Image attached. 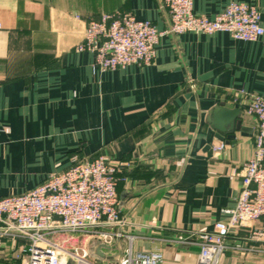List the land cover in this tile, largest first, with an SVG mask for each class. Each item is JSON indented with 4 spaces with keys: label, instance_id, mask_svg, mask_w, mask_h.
I'll return each instance as SVG.
<instances>
[{
    "label": "crops",
    "instance_id": "obj_1",
    "mask_svg": "<svg viewBox=\"0 0 264 264\" xmlns=\"http://www.w3.org/2000/svg\"><path fill=\"white\" fill-rule=\"evenodd\" d=\"M232 1L258 6L264 26V0H194V11L213 18ZM114 10L159 30L170 25L160 0H0V198L34 188L75 158L105 154L124 164L122 229L135 249L162 252L161 264H201L197 233L228 218L255 150L258 121L245 108L264 96V35L166 33L151 64L101 70L94 52L76 46L88 20ZM222 103L242 108L244 127L223 140L212 122ZM179 234L186 243L175 241ZM74 239L93 254L99 244ZM127 243L94 255L119 264ZM219 264H264V253L229 250Z\"/></svg>",
    "mask_w": 264,
    "mask_h": 264
},
{
    "label": "built area",
    "instance_id": "obj_2",
    "mask_svg": "<svg viewBox=\"0 0 264 264\" xmlns=\"http://www.w3.org/2000/svg\"><path fill=\"white\" fill-rule=\"evenodd\" d=\"M170 13V25L159 30L151 20H139L130 13L114 10L86 23L78 51H92L101 70L129 65L151 64L156 46L166 33H214L225 31L238 40L254 41L264 35L258 6L232 1L213 18L194 11V0H160ZM3 28L0 21V30ZM190 86L197 84L190 80ZM245 111L256 117L257 131L253 155L240 171L241 188L237 204L224 209L227 219L213 230L197 233L201 264H219L229 250L264 253V96L253 95ZM226 144L215 146L224 150ZM123 163L107 155L78 160L22 193L0 198V253L10 247L27 264H101L86 246L66 248L53 240L65 234L89 237L111 246L126 238L119 264H161L162 252L136 250L134 237L125 234V217L120 210L118 183ZM186 243L184 234L175 240Z\"/></svg>",
    "mask_w": 264,
    "mask_h": 264
},
{
    "label": "water",
    "instance_id": "obj_3",
    "mask_svg": "<svg viewBox=\"0 0 264 264\" xmlns=\"http://www.w3.org/2000/svg\"><path fill=\"white\" fill-rule=\"evenodd\" d=\"M243 114V110L239 105H230L222 103L219 107L215 108L213 112L212 122L217 130L216 136L219 139L234 138L235 130H244L242 128V120L240 117ZM102 247H108V245L99 243L94 248V254L106 257L105 253L102 252ZM117 260L120 262L121 256H117Z\"/></svg>",
    "mask_w": 264,
    "mask_h": 264
},
{
    "label": "rangeland",
    "instance_id": "obj_4",
    "mask_svg": "<svg viewBox=\"0 0 264 264\" xmlns=\"http://www.w3.org/2000/svg\"><path fill=\"white\" fill-rule=\"evenodd\" d=\"M69 235L59 234L53 237V240L57 243L61 244L66 248H72L78 244L77 240L69 238ZM85 239V237H84ZM109 251V250H108ZM111 252V251H109ZM109 262H106V264ZM0 264H27V259L21 256H17L16 252H14L9 246L5 247L0 253ZM111 264V263H109Z\"/></svg>",
    "mask_w": 264,
    "mask_h": 264
}]
</instances>
